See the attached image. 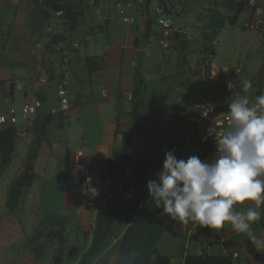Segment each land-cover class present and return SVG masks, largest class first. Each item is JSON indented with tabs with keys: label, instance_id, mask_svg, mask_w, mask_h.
<instances>
[{
	"label": "crops",
	"instance_id": "0c3cea01",
	"mask_svg": "<svg viewBox=\"0 0 264 264\" xmlns=\"http://www.w3.org/2000/svg\"><path fill=\"white\" fill-rule=\"evenodd\" d=\"M93 1L62 0L71 4L78 12L75 28L71 32H65L64 22L60 18L62 14L43 5L42 0H0V83L3 87L11 83L22 85V89L15 90L12 95H5L0 91V114L6 113L11 105L21 108L26 102L36 98L43 101V107L38 112L51 113L52 109L57 108V84L65 68V48L71 42L80 45L79 49L70 54L73 75L68 83V91L71 107L65 112L58 110L54 114L35 163L39 177L26 190L16 213H26L33 201V195L37 193L43 206L53 196L64 197L69 190L74 191L70 172L73 156L78 150L92 156L93 169L106 172V161L112 158L115 149L121 147L131 127V98L137 70L146 81L139 121L151 133L150 138H145L147 142H161L163 149L159 158L176 140L181 144L177 151L179 156L186 149L189 150L188 155L192 153L195 142L185 141L188 134L185 118L191 127L189 116L194 111L199 89H204L220 112L227 111L228 98L233 93L246 95L250 102H254L255 96L264 93V0H256L254 5L247 0L248 4L237 23L228 22L216 36L218 43L214 46L209 76L211 82L208 86H204L206 74L201 69L207 50L204 34L209 8L218 0H166L168 13L175 26L172 45L167 50L151 40V35L159 31L152 9L160 0L150 1L149 13L146 12V0ZM118 1L130 3L129 10L137 17L136 22L123 21L116 7ZM221 10L226 15H232L224 8ZM142 11L148 14L149 21L141 18ZM251 19H261L263 23L257 29H249L245 23ZM236 26H241L246 31H256L260 37L256 38L253 50L247 52L243 58V69L236 76L234 91L219 94L217 89L220 79L236 68L219 66L216 55L223 36L230 35ZM61 35L65 39H59ZM87 56L102 57L106 66L100 70L89 71L84 65V58ZM43 77L48 79L47 83L41 82ZM246 79L251 80L253 87L243 93L242 81ZM104 89L107 96L102 95ZM35 116H20L17 124L20 135L15 158L0 177L3 205L9 184L22 171L34 139V134L28 128ZM73 130L79 135V146L71 152V159L65 164V145L72 139ZM161 130H165L167 136L163 134L159 138ZM136 136L138 135L134 134L132 137L134 149ZM142 147L144 148L141 153L136 151L131 171L127 170L130 183L142 181L147 184L157 175V168L152 173L146 172L149 162L143 155L149 150V144ZM17 162L20 163L15 167ZM37 165H41L42 169H49L52 178L45 179L38 172ZM13 168H16L14 172ZM11 170L13 173L10 174ZM135 175V179L130 180ZM64 203L65 198L60 209L64 207ZM240 207L237 205L238 209ZM258 210L264 217V205ZM50 216L67 215L49 214L46 219ZM261 219L253 225V230L258 237L264 238ZM16 223L26 229L22 220ZM125 228L127 226L121 219L115 222L100 257L111 246V249L118 246ZM216 239L238 242L239 246L231 247L238 253L233 258L235 264H264V246L254 243L245 234L236 233L228 224L220 229L203 231V227L197 223L183 224L178 221L175 234L163 235L160 249L171 257V264H185L189 254H197L204 244L210 242L208 251L215 255L222 254L224 247L215 242ZM245 241L252 242L256 255L246 250ZM68 264H77V260L71 263L68 261Z\"/></svg>",
	"mask_w": 264,
	"mask_h": 264
},
{
	"label": "trees",
	"instance_id": "16d2710c",
	"mask_svg": "<svg viewBox=\"0 0 264 264\" xmlns=\"http://www.w3.org/2000/svg\"><path fill=\"white\" fill-rule=\"evenodd\" d=\"M43 5L50 9L60 12V18L64 22L65 32H71L77 24L78 12L75 8L62 0H42ZM91 1V0H89ZM98 1V0H95ZM151 0H146V12H148L149 3ZM39 2V1H38ZM248 4L247 0H218L208 11V23L205 30V39L207 43L206 51L214 53V46L212 41L216 38L222 28L228 23L236 24L240 14ZM221 8L232 13L226 15ZM148 15V14H147ZM148 20V18H147ZM149 21V20H148ZM148 27V26H147ZM64 35L59 36V39ZM84 65L89 71H96L103 69L105 60L100 56H87L84 58ZM211 72V65L207 67L206 75L209 77ZM143 77L137 70L135 85L132 89V109L130 112L131 127L126 133L123 143L120 148L113 152L112 158L106 161V172L112 176L115 182V195L109 201L107 209H101L95 202L85 199V206L87 208H94L96 210L95 222L90 232L86 233L89 238V243L81 249L78 245L70 246L68 249V232L67 224L69 219L67 217L50 216L44 220V225L31 239L29 244L34 249V245L43 237H51L59 243L58 251L54 255V264H64L65 255L68 254L69 262L77 260V264H93L95 259L103 252L107 244L108 238L114 228L115 222L121 219L127 226L122 232L116 252L114 254V264H171V257L163 253L160 249V244L165 233L175 234L177 230L178 220H173L168 215H161V208H157L155 200L150 196L149 192L144 200L141 199H126L122 196L123 190L133 183H130L129 177L126 176L127 167H131L136 158V150L133 144V135H142L144 138H150L151 133L146 130L140 123L139 117L142 115V107L144 100H142V93L145 90ZM54 119L52 113L38 112L28 130L34 134V139L28 149L27 156L23 163L22 171L16 175L10 182L6 195V209L15 214L19 208L21 199L26 190L31 187L35 180L39 177L35 170L36 159L38 158L42 142L47 136L49 125ZM20 129L16 125H4L0 127V177L7 171L14 161L18 146V139ZM154 140V139H152ZM181 144L179 140L165 149L157 164V175L153 180L158 182L159 173L162 170L165 153L168 151H175L178 159H181L177 153ZM215 144L208 142L201 144L195 142L190 156H199L201 160L209 159L210 161L215 157ZM264 225V217L261 219ZM53 229L48 230L49 226ZM57 226V227H56ZM55 228V229H54ZM210 231V228H203V231ZM223 247L239 246L234 240H219ZM204 244L201 248L202 254H189L185 259V264H235L230 255L210 253L209 245ZM244 247L249 253L256 255V250L251 241H245ZM68 253H67V252Z\"/></svg>",
	"mask_w": 264,
	"mask_h": 264
},
{
	"label": "clouds",
	"instance_id": "9594fccd",
	"mask_svg": "<svg viewBox=\"0 0 264 264\" xmlns=\"http://www.w3.org/2000/svg\"><path fill=\"white\" fill-rule=\"evenodd\" d=\"M252 87L251 80L242 81L243 93ZM226 113L228 126L218 136L212 132L218 153L214 159H178L174 150L168 151L158 182L149 180L147 189L161 215L210 229L228 224L264 246V238L253 230L264 205V93L254 102L233 93Z\"/></svg>",
	"mask_w": 264,
	"mask_h": 264
},
{
	"label": "built area",
	"instance_id": "2783aa9c",
	"mask_svg": "<svg viewBox=\"0 0 264 264\" xmlns=\"http://www.w3.org/2000/svg\"><path fill=\"white\" fill-rule=\"evenodd\" d=\"M94 2L93 0H91ZM166 0H160L152 9L155 17V22L159 26V31L151 35V40L158 43L163 49L167 50L172 45V37L175 32L173 18L169 15ZM252 5L256 4V0H250ZM116 7L121 14L123 21L127 23H134L137 17L130 13V3L118 1ZM60 11L58 14H62ZM141 18L147 19L145 11L140 13ZM263 23L261 19H251L245 23L249 29H257ZM218 41L215 38L212 45H217ZM80 45L77 42L69 43L65 48L63 56L64 72L59 78L57 84L58 107L51 110L52 114L59 111L65 112L70 109L71 101L69 98L68 83L72 78L73 71L71 68L70 54L77 49ZM213 53L205 52L201 69L206 74L207 67L211 65ZM243 66L237 67L235 70L230 71L220 79V86L217 89L219 94L230 93L236 88V76L242 71ZM231 82V87H228V82ZM42 83H47L46 77L41 78ZM211 82L210 77L207 75L204 78V86H208ZM17 89H22V85L9 84L5 87L0 83V91L5 95H12ZM102 95L107 96L106 89L102 90ZM43 107V101L39 98L26 102L21 108L11 105L6 113L0 114V127L4 125H16L19 123L20 116L30 117L36 115ZM191 130L186 135L188 142H199L205 144L214 142L215 137L212 132L215 131L217 136L228 126V118L226 112H220L216 105L209 99L204 89H199L196 94L195 107L192 114L189 116ZM216 152V147L214 148ZM215 155H218L216 153ZM215 158V157H214ZM213 158V159H214ZM93 158L83 150H78L72 160L71 167V180L72 189L82 195L86 200L95 202L101 209H107L109 201L114 197L115 182L112 176L107 172H98L92 167ZM148 194L147 184L142 181H137L128 185L122 192V196L126 199H141L144 200ZM224 240V239H223ZM222 240V241H223ZM197 254H202V250H198ZM224 255H230L236 258L238 253L233 251L231 247H224Z\"/></svg>",
	"mask_w": 264,
	"mask_h": 264
},
{
	"label": "rangeland",
	"instance_id": "374dc122",
	"mask_svg": "<svg viewBox=\"0 0 264 264\" xmlns=\"http://www.w3.org/2000/svg\"><path fill=\"white\" fill-rule=\"evenodd\" d=\"M257 37H260V35L257 34L256 31H246L241 26L234 27L232 33L223 36L221 40L216 55L217 64L219 66L226 65L232 69L240 66L246 53L253 50ZM187 122L188 120L185 118V125L187 124L185 127L189 133L191 127ZM163 134L167 136L166 131L161 130L159 138H161ZM78 140L79 135L73 130L72 139L65 145V164L71 159V152L78 148ZM146 144H149V150L144 152L145 155H143V157L145 156L148 158L149 162L146 166V172L152 173L157 168V164L160 160L159 156L163 148L160 146V141L147 142L142 135L136 136L135 150L138 154L143 151L144 147L142 146ZM188 151L189 150L186 149L185 153L180 155L181 159H185L188 156ZM146 153L149 154L147 155ZM19 163L20 162H17L15 167H18ZM37 167L38 172L40 171V174L45 179L52 178L51 172L48 171L49 169H42L41 165H37ZM15 170L16 168H13V172ZM13 172L11 170L9 173L11 174ZM135 177L136 175L131 177L130 180H134ZM32 198L33 201L31 205L28 206L29 209L27 208L26 213L19 211V213L13 215L6 209V205L2 204V196L0 194V264H54V255L57 253L59 247L57 240L51 237H43L34 245V249L31 248L28 241L41 230L45 223L44 220L49 214L68 216H63L69 219L67 224L68 246L66 249L73 245H78L82 249L89 243L90 237H87L86 233L90 232L89 236H91L96 211L94 208L91 209L85 206V198L82 195L76 191L69 190L64 197L53 196L51 201L47 203L44 202L43 206H41L38 193L33 195ZM64 198V207L60 209L61 202H63ZM4 200H6V195ZM16 220H22L24 224H26V229H22L20 224L18 225V223H16ZM50 229H53L51 225L48 227V230ZM115 229L117 228L115 227ZM111 248L112 246L107 249L104 256L102 255V257H100V255L97 257L93 264H114V252H116L117 246L113 249ZM68 261V254H66L64 264H68Z\"/></svg>",
	"mask_w": 264,
	"mask_h": 264
},
{
	"label": "water",
	"instance_id": "95a60500",
	"mask_svg": "<svg viewBox=\"0 0 264 264\" xmlns=\"http://www.w3.org/2000/svg\"><path fill=\"white\" fill-rule=\"evenodd\" d=\"M127 170H128V171H131V168H130V167H128V168H127ZM126 176H128V174H127Z\"/></svg>",
	"mask_w": 264,
	"mask_h": 264
}]
</instances>
